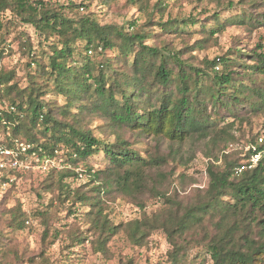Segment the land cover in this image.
Here are the masks:
<instances>
[{"label": "trees", "instance_id": "trees-1", "mask_svg": "<svg viewBox=\"0 0 264 264\" xmlns=\"http://www.w3.org/2000/svg\"><path fill=\"white\" fill-rule=\"evenodd\" d=\"M89 1L69 2L64 8L44 0H0V43L12 35L27 57L24 87L15 71L0 64V133L9 131L12 138L65 164L62 170L51 169L42 185L43 192L55 194L46 205L54 221L60 220L57 210L63 207L72 226L67 240L80 247L90 237L104 257L109 256L108 243L121 232L138 247L160 232L170 247L167 264H264V156L236 173L242 161L264 150L259 133L251 129L253 120L264 116V52L260 46L249 52L234 47L202 61L193 55L215 43L227 27L264 26V12L222 20L220 9L232 13L235 6L257 9L264 2L213 0L217 9L200 20L164 19L166 0H158L151 10L147 0H124L146 20L130 18L118 25L103 24L89 10ZM98 1L104 6L118 2ZM195 25L201 39L191 46L183 42L177 48L164 39L189 35L188 28ZM22 26L32 28L47 49L37 53ZM4 54L0 49V61ZM93 117L104 123L101 137L91 128ZM138 138L173 145L199 142L207 160L206 196L201 199L199 189L182 197L167 195L162 187L170 175L162 169L168 159L176 162L175 151L167 157L156 150L140 151ZM99 154L104 162L95 169L89 159ZM78 166L84 168L86 182L72 188L66 180L78 178ZM15 188L13 182L4 197ZM147 195L160 199V207L150 213ZM117 200L137 207L140 218L114 224L110 216ZM1 205L0 264H38L35 256L19 254L11 237L27 228L21 204L3 210ZM48 214L35 212L42 218ZM62 232L45 225L43 246ZM38 256L48 263L43 251Z\"/></svg>", "mask_w": 264, "mask_h": 264}, {"label": "rangeland", "instance_id": "rangeland-1", "mask_svg": "<svg viewBox=\"0 0 264 264\" xmlns=\"http://www.w3.org/2000/svg\"><path fill=\"white\" fill-rule=\"evenodd\" d=\"M51 6H62L66 8L69 2L79 4L84 0H44ZM151 7L156 4L158 0H147ZM220 3L226 4L231 1L237 3L241 0H219ZM167 9L163 18L167 17H188L193 16L200 20H206L216 9L217 4L213 0H182L180 2L172 3L166 0ZM257 2H264V0H257ZM87 6L90 11L104 23H115L118 25H124L130 19H137L138 22L143 23L146 17H143V12H139L136 7L126 6L124 0H118L116 4L110 6H104L98 0H92L87 2ZM67 16L71 14L65 10ZM251 11L254 16L258 12H264V4L260 5L257 9L248 8L247 6L238 5L231 12L224 9H220L219 16L222 20L227 17L234 16L235 14L246 15ZM85 13V11H82ZM159 15L154 14V19H158ZM211 24V23H210ZM209 28V27H208ZM200 27L195 25L188 28L189 35H182V37H165L164 39L170 41L171 44L177 48L183 46V42L187 45H192L196 40L201 39V35L198 34ZM27 34L28 40H30L32 47L38 53V48L47 49L44 42L40 43V37L35 33L32 28L22 26L20 29ZM197 31V32H196ZM26 37V36H24ZM42 39V38H41ZM185 40V41H184ZM210 45L202 51L197 49L193 51L197 61H202L204 58L212 59L217 55H221L228 51L230 48L237 47L244 51L257 50L260 46V50L264 52V26H260L251 29L245 27H227L225 31L219 35L215 43H209ZM10 48V49H9ZM0 49L4 50V56L1 58L0 64L6 70H13L16 73L18 84L21 87L27 86V69L26 62L27 57L24 55V51L19 44V40H14L12 35H8L5 38V43H0ZM59 103H63L62 98H58ZM104 124L103 121L93 117L90 120L91 128L96 135H100L99 126ZM250 128H248L249 130ZM251 129L257 131L260 137L264 139V116L256 117L251 123ZM126 137H130V140H136L137 137L126 133ZM113 140V137H110ZM140 143L138 148L140 151L149 150L158 151L161 155L167 157L170 150H174L176 156V162L173 159H168V164L162 171L170 176L165 178L162 190L167 195L177 192L179 196L189 195L193 189H199L200 198L203 199L206 196L208 190V176L206 174L207 160L201 153V144L196 140L186 141L181 145H173L166 140H154L152 138H138ZM95 169L101 168L104 159L103 155L99 154L89 159ZM65 164L61 163V159H53L49 163L45 170H34L30 178H21L15 180V189L9 196L4 197V193L11 187L0 186V203L1 209L12 208L19 202L22 206V210L27 214L26 226L23 231L14 232L11 237L15 240L19 254L27 256H35L38 264H125L131 261L132 264H167L166 253L169 250V245L165 236L160 232H155L148 239L147 244L142 247L132 245L122 232L113 237L111 242L108 243L109 256H102L96 252L95 244L91 243V238L85 239L84 245L77 247L67 240V232L71 230V218L65 217V211L63 207L57 210L59 221H54L50 211L51 208H46L54 193L43 192L42 185L47 178L48 172L51 169L57 171L62 170ZM83 167H77L78 178L76 180L68 179L66 182L71 185L72 188H79L84 185L85 175L83 173ZM146 210L147 213L153 212L160 207V199L151 198L146 196ZM112 213L110 219L114 224L119 222H127L140 218L141 212L137 207L132 204L117 200L112 206ZM36 211L45 212L49 214L45 217L35 215ZM81 211H87L86 208H81ZM65 217V218H64ZM5 218H9L8 215ZM65 224V225H63ZM45 225L53 226L57 230H63V233L59 238L51 244L49 247H44L42 243V233ZM63 225V226H62ZM82 226V225H81ZM43 251L44 256L49 260L48 263H44L38 254ZM192 253L191 255H194ZM28 264V263H26Z\"/></svg>", "mask_w": 264, "mask_h": 264}, {"label": "built area", "instance_id": "built-area-1", "mask_svg": "<svg viewBox=\"0 0 264 264\" xmlns=\"http://www.w3.org/2000/svg\"><path fill=\"white\" fill-rule=\"evenodd\" d=\"M174 1V0H173ZM14 111V108H10ZM258 143L264 144L263 137ZM255 150V148H252ZM43 154V159L41 157ZM264 156V150L254 153L249 160H244L237 167L236 173L240 174L245 169H251ZM53 159L45 157L41 148L34 150V146L20 139H14L9 131L0 133V186H10L16 180L15 173L23 174L34 170H45ZM4 177V178H3Z\"/></svg>", "mask_w": 264, "mask_h": 264}]
</instances>
